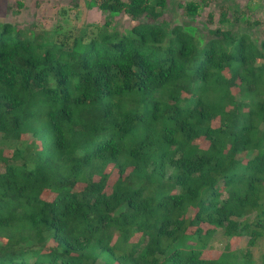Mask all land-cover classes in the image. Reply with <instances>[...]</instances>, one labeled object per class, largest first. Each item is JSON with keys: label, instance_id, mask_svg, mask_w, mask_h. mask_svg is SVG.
<instances>
[{"label": "trees", "instance_id": "16d2710c", "mask_svg": "<svg viewBox=\"0 0 264 264\" xmlns=\"http://www.w3.org/2000/svg\"><path fill=\"white\" fill-rule=\"evenodd\" d=\"M165 5L98 0L151 21L50 44L0 27V264H264V38L223 6L203 43Z\"/></svg>", "mask_w": 264, "mask_h": 264}, {"label": "rangeland", "instance_id": "374dc122", "mask_svg": "<svg viewBox=\"0 0 264 264\" xmlns=\"http://www.w3.org/2000/svg\"><path fill=\"white\" fill-rule=\"evenodd\" d=\"M189 1L200 4L198 14L189 17L184 13L183 6ZM98 0H0V27L10 23L13 32L25 31L29 36L40 39L43 44L59 40L63 35L74 38L93 24L99 26L109 21V29L124 32L136 22L146 23L151 19L141 17L132 21L124 13H107L96 7ZM165 8L156 20L170 30L175 25L185 28L190 34L196 35L204 43L209 38V29L218 25L220 8H229L228 16L233 12L240 16L238 22H231L228 28L234 33L245 32L256 37L257 45L264 38V0H165ZM212 14V22L208 14ZM204 142L201 147H204ZM5 154L9 155L8 151ZM45 198L51 194L45 192ZM218 249L220 241L212 242ZM244 239L233 241L232 247H244ZM252 257L259 260L264 253V243L259 241L251 249ZM213 256L215 251L207 252Z\"/></svg>", "mask_w": 264, "mask_h": 264}]
</instances>
